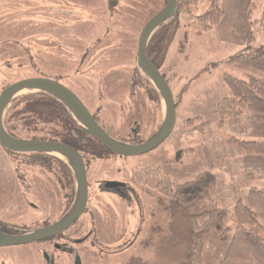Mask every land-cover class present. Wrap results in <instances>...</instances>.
Returning a JSON list of instances; mask_svg holds the SVG:
<instances>
[{
    "label": "rangeland",
    "instance_id": "rangeland-1",
    "mask_svg": "<svg viewBox=\"0 0 264 264\" xmlns=\"http://www.w3.org/2000/svg\"><path fill=\"white\" fill-rule=\"evenodd\" d=\"M109 4L116 8L110 10ZM165 5L166 0H0V92L24 78H59L113 137L126 141L138 129L139 138L146 140L161 124L163 104L138 67V41L145 24ZM209 6V1L200 0L196 6L183 8L173 25V41L159 64L177 107L171 135L153 151L137 157L105 153L102 158L87 157L90 200L87 214L75 229L79 236L89 232L92 215L101 234L95 249L90 240L78 247L84 264H127L132 258L158 263L154 247L145 241H156L170 232L167 203L171 186L193 181L205 171L216 177L212 197L229 211L226 227L231 229L237 226L235 205L247 201L250 188L255 187L252 184L264 188L250 179L247 167L248 161L260 158L247 157L234 142L264 141V115L246 106L240 116L220 118L214 113L215 105L231 96L224 75L247 80V72L227 60L249 46L250 35L251 46L264 51V0H222L223 11L235 16L238 25L227 36L220 26L202 32L199 19ZM92 64L93 73L88 70ZM15 105L11 103L7 113ZM10 124L18 127L16 133L22 138L52 137L45 124H38L33 133L23 130L19 120ZM11 170L0 146V187ZM165 179L171 182L169 186L163 184ZM107 181L126 183L135 191V200L130 203L102 193L99 183ZM1 202L0 218L17 219L21 225L32 219L26 206L22 210L16 202ZM7 207H12L10 212ZM45 211L46 218L49 204ZM21 213L25 216L19 218ZM218 237L211 233L207 238L206 264L219 263L231 236ZM34 259L20 264H34ZM73 259L63 255L60 264H73Z\"/></svg>",
    "mask_w": 264,
    "mask_h": 264
},
{
    "label": "trees",
    "instance_id": "trees-1",
    "mask_svg": "<svg viewBox=\"0 0 264 264\" xmlns=\"http://www.w3.org/2000/svg\"><path fill=\"white\" fill-rule=\"evenodd\" d=\"M207 1L210 2V6L199 19L203 33L218 26L224 17L222 0ZM199 2L200 0H178L175 17L153 35L148 45V57L159 70H161L159 64L164 61L167 49L173 41V25L176 18L185 6H196ZM252 40L253 35H250L249 46L226 62L247 72V80L229 74L224 75L223 81L228 86L231 96L221 99L215 105L214 113L220 118L242 115L243 106L254 114L264 115V51L251 46ZM146 80L149 82L147 78ZM12 103H16L15 109L12 113L8 111L5 127L13 137L64 143L77 149L85 160L88 156L102 158L103 153L116 155L85 133L77 125L67 107L55 98L45 93H31L16 98ZM20 105L22 108L17 109ZM15 120L21 121V126L27 133L29 130L31 133L37 131L35 127L38 124L48 125L49 135L52 137L28 135L22 138L16 133L18 127L10 124ZM222 122L221 120L220 125ZM234 142L239 144L246 156H264V141L234 140ZM44 156L59 161L70 171L71 181L75 182L71 169L64 161ZM170 183L165 179L163 184L169 186ZM216 185V177L209 171L199 174L193 181L172 185L173 192L167 203L171 216L170 232L156 241L150 238L145 241L146 246L154 247L158 263L132 258L127 264H173V261L179 264H206L205 249L211 233H217L221 240L231 236L218 264H264V188H250L247 201H239L235 205L237 226L231 229L226 227L229 211L219 207L212 197Z\"/></svg>",
    "mask_w": 264,
    "mask_h": 264
},
{
    "label": "water",
    "instance_id": "water-1",
    "mask_svg": "<svg viewBox=\"0 0 264 264\" xmlns=\"http://www.w3.org/2000/svg\"><path fill=\"white\" fill-rule=\"evenodd\" d=\"M166 5L143 27L137 51V64L143 75L159 94L163 104V117L157 131L140 144H131L112 137L94 118L83 101L70 88L58 80L34 77L20 80L0 94V145L17 154H45L64 161L72 170L76 183V197L69 212L56 223L24 235L0 233V247L24 245L51 238L68 230L81 218L87 207L89 186L85 160L78 150L64 143L27 140L13 137L5 127V116L12 101L31 94L45 93L64 104L77 125L109 151L123 157H137L159 147L172 133L177 118L174 93L161 71L148 57V45L156 31L175 17L178 0H166ZM81 242V241H80ZM78 264H82L78 261Z\"/></svg>",
    "mask_w": 264,
    "mask_h": 264
},
{
    "label": "flooded vegetation",
    "instance_id": "flooded-vegetation-1",
    "mask_svg": "<svg viewBox=\"0 0 264 264\" xmlns=\"http://www.w3.org/2000/svg\"><path fill=\"white\" fill-rule=\"evenodd\" d=\"M115 8L116 7H112L109 4L110 10L113 11V9ZM91 24H93V22H91ZM49 57L54 56L51 55ZM93 66L94 65L92 64L88 68V70H91L92 73ZM38 77L51 78L44 75ZM51 79L60 81L59 78ZM10 85L11 84L5 86L2 91ZM93 116L101 125L98 116H95V114ZM146 140L139 138L138 129H133L132 134L126 139V142L131 144H140ZM1 148L7 154L8 160L12 164V170L10 171V175L5 178V182L2 181L1 183L2 187H0V201H2V204H11L13 202H16V204L20 205L22 210H24L26 206L29 211H32L33 215L31 216L32 219L29 220L27 225L19 224L17 222V219L12 220L6 217L0 218V233L7 235H24L31 231L48 227L62 219L73 206L76 197V183H73L71 181L70 171L62 166L59 162L47 164V160L52 161L55 159L44 156L45 154L43 156L36 154H25L24 156H18L15 153L5 150L2 146ZM83 159L85 160L84 157ZM85 164L88 176L87 160H85ZM88 186L89 195L87 207L81 218L88 212V204L91 193L89 179ZM99 186V189L102 193L108 192V194L115 195L122 200H129L128 202L130 203L135 200V191L126 183L119 181H107L105 183H99ZM43 203H45L44 208L41 206ZM46 204L50 205L51 211L45 218L44 213H47L45 211ZM6 209L7 212H10V209H12V207H7ZM19 215V218L25 216L24 213H21ZM90 217H92L90 224L91 230L87 233L85 231L80 236L79 229H75V227L77 226L81 218L77 220L68 230L51 238L24 245L0 247V264H20L21 260H27L29 257L35 258L34 264H37L35 262L37 260L40 261V263L38 264H60L63 255H66L69 259L74 258L73 264H78L79 260L82 264H84L81 255L82 253L79 252L78 247L90 240L91 248L95 249V246L98 245L96 240L101 234V230L98 228L94 217L92 215ZM42 245H45V247L40 249V246ZM27 248H29V251L31 253L25 252L27 251Z\"/></svg>",
    "mask_w": 264,
    "mask_h": 264
},
{
    "label": "crops",
    "instance_id": "crops-1",
    "mask_svg": "<svg viewBox=\"0 0 264 264\" xmlns=\"http://www.w3.org/2000/svg\"><path fill=\"white\" fill-rule=\"evenodd\" d=\"M218 26L222 27L224 36L231 35V33H234L237 31V28H238L237 18L232 15L230 16L229 12L225 10L224 17ZM220 27H219V30H220ZM247 157L260 158V160L248 161L249 166L247 167L250 173L252 174L250 179H252L254 182L257 181L261 185H264V156H247ZM252 185L255 187L261 188V186H258V184L257 185L252 184Z\"/></svg>",
    "mask_w": 264,
    "mask_h": 264
}]
</instances>
